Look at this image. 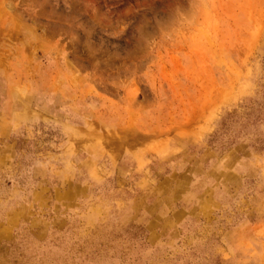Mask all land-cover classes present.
Masks as SVG:
<instances>
[{
    "label": "rangeland",
    "instance_id": "rangeland-1",
    "mask_svg": "<svg viewBox=\"0 0 264 264\" xmlns=\"http://www.w3.org/2000/svg\"><path fill=\"white\" fill-rule=\"evenodd\" d=\"M0 264H264V0H0Z\"/></svg>",
    "mask_w": 264,
    "mask_h": 264
}]
</instances>
